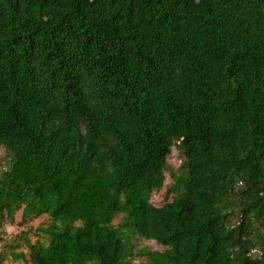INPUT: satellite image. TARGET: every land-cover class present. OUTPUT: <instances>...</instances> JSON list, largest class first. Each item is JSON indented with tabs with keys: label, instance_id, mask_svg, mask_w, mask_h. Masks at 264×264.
Wrapping results in <instances>:
<instances>
[{
	"label": "trees",
	"instance_id": "16d2710c",
	"mask_svg": "<svg viewBox=\"0 0 264 264\" xmlns=\"http://www.w3.org/2000/svg\"><path fill=\"white\" fill-rule=\"evenodd\" d=\"M17 216L0 264H264V0H0Z\"/></svg>",
	"mask_w": 264,
	"mask_h": 264
},
{
	"label": "rangeland",
	"instance_id": "374dc122",
	"mask_svg": "<svg viewBox=\"0 0 264 264\" xmlns=\"http://www.w3.org/2000/svg\"><path fill=\"white\" fill-rule=\"evenodd\" d=\"M182 157L179 155V151L176 148H172L171 154L168 157V164H169V169L171 171H174L178 168L180 162H181ZM171 180L169 175H166V181L164 184V187L162 188V190L156 192L155 194H153L151 201L155 204V205H161L162 203L165 202V190L166 188L169 186ZM19 221V216L16 217L15 222L12 224L6 223L4 224V226L2 227V229L0 230V234L3 235L2 240L5 241V243H13V238H15L16 236L20 235L19 232L21 230H27V227H19L17 225V222ZM39 222V221H38ZM38 222H36L35 224H37ZM29 237L30 241H34L35 240V236L33 233H29L27 235ZM4 242H0V250L3 247ZM133 246L134 248H145L148 247L150 250H158V249H162L160 246H158L156 243L152 242V241H146V240H140V241H133ZM142 259H136L135 263L140 264L142 261ZM3 264H23L22 261H17V262H13L12 260H5L3 262Z\"/></svg>",
	"mask_w": 264,
	"mask_h": 264
}]
</instances>
